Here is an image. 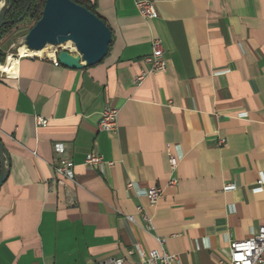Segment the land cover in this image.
Here are the masks:
<instances>
[{
	"label": "crops",
	"instance_id": "obj_1",
	"mask_svg": "<svg viewBox=\"0 0 264 264\" xmlns=\"http://www.w3.org/2000/svg\"><path fill=\"white\" fill-rule=\"evenodd\" d=\"M78 1L113 34L97 65L73 70L16 54V73L5 74L30 26L12 31L8 52L12 32L0 37L9 169L0 264H132L137 247L159 249L157 238L176 264H229L231 243L264 224V0H152L150 21L135 0ZM155 39L167 68L139 83ZM107 108L119 112L115 132L100 129ZM91 153L105 163L86 166ZM65 160L73 178L56 174ZM152 189L162 191L155 206Z\"/></svg>",
	"mask_w": 264,
	"mask_h": 264
},
{
	"label": "water",
	"instance_id": "obj_2",
	"mask_svg": "<svg viewBox=\"0 0 264 264\" xmlns=\"http://www.w3.org/2000/svg\"><path fill=\"white\" fill-rule=\"evenodd\" d=\"M0 31L9 24H19L31 9L15 20H6L12 10V0H0ZM113 34L109 26L96 14L73 0H46L40 19L23 37L30 51H41L51 46L57 49V61L63 67L80 70L101 63L109 54ZM72 43L75 51L63 50ZM0 189L7 181L9 169L7 152L0 138Z\"/></svg>",
	"mask_w": 264,
	"mask_h": 264
},
{
	"label": "built area",
	"instance_id": "obj_3",
	"mask_svg": "<svg viewBox=\"0 0 264 264\" xmlns=\"http://www.w3.org/2000/svg\"><path fill=\"white\" fill-rule=\"evenodd\" d=\"M137 10L141 16L150 21L157 17V11L152 0H135ZM63 50L75 51V47L72 43H68L62 46ZM57 49L54 48L52 55H45L42 58H49L53 60L56 67L60 66L57 61ZM18 55V54H17ZM20 55V54H19ZM12 58H16V54L10 55ZM9 58V57H8ZM7 58V62H8ZM144 63L147 64L150 69L147 72L142 73L137 82L141 83L145 77L149 74H155L165 71L167 68L165 60V51L163 44L160 40L155 39L152 43V53L144 58ZM8 65V63H6ZM3 73L9 74L7 71L2 70ZM119 112L115 109L107 108L102 114V120L100 123V129L106 132H115L118 126ZM36 125L38 127L46 126L47 120L43 118L36 119ZM105 163L102 156L96 153H91L85 160V165L88 167H96ZM169 164L172 170H175L178 165V160L173 155L169 157ZM112 165V163H110ZM74 163L70 160H65L56 166V174L65 178H73ZM177 180L170 182L171 186L177 185ZM131 186V185H129ZM235 189V186L230 185L225 188L226 191ZM162 191L160 189H152L148 193V199L151 205L155 206L160 197ZM142 211V208H139ZM148 222V228L152 229V221L146 218ZM159 249L145 251L141 247H137L136 251L140 254V259L134 261L132 264H176L177 257L166 251L165 240L163 238H157ZM134 251H130L129 254H133ZM124 259L115 258L110 259L102 264H124ZM229 264H264V224L261 225L256 234L244 241H234L230 245Z\"/></svg>",
	"mask_w": 264,
	"mask_h": 264
},
{
	"label": "trees",
	"instance_id": "obj_4",
	"mask_svg": "<svg viewBox=\"0 0 264 264\" xmlns=\"http://www.w3.org/2000/svg\"><path fill=\"white\" fill-rule=\"evenodd\" d=\"M73 1L78 3L81 6H84L89 11L93 12L99 18H101L96 13L95 7L93 5H91L90 3L80 2L78 0H73ZM29 2H31L32 6H31V9L29 10V12L27 14V17L24 19L23 22H26V24H29V26L31 28L40 19L41 14H42V9L44 7L46 0H12L13 7H12V10L10 12H8L6 20L15 21V20L19 19L22 16V14L26 11ZM17 26H18V24L6 25L0 31V37L4 34H8V33L12 32ZM5 57H6L5 54L0 52V65L4 62Z\"/></svg>",
	"mask_w": 264,
	"mask_h": 264
},
{
	"label": "bare ground",
	"instance_id": "obj_5",
	"mask_svg": "<svg viewBox=\"0 0 264 264\" xmlns=\"http://www.w3.org/2000/svg\"><path fill=\"white\" fill-rule=\"evenodd\" d=\"M19 53L21 56L29 55L32 57H43L46 54L52 55L54 53V48L51 46H48L41 51H30L25 46H22L19 48ZM2 69L7 71L10 75L15 74L17 71V60L9 56L8 65L3 66Z\"/></svg>",
	"mask_w": 264,
	"mask_h": 264
},
{
	"label": "rangeland",
	"instance_id": "obj_6",
	"mask_svg": "<svg viewBox=\"0 0 264 264\" xmlns=\"http://www.w3.org/2000/svg\"><path fill=\"white\" fill-rule=\"evenodd\" d=\"M24 23L26 24V22H23V23H20L19 25H22ZM17 38H18V35L15 32H12L11 34L5 36L4 39L7 41V47H5V49H3V51L8 52L9 51V49H8L9 45L11 43L15 42L17 40ZM21 42H23V40ZM13 54L15 55V54H20V53L18 50H15V52Z\"/></svg>",
	"mask_w": 264,
	"mask_h": 264
}]
</instances>
